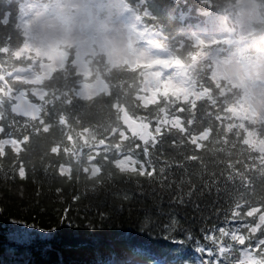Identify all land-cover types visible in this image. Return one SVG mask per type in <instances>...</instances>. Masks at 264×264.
I'll use <instances>...</instances> for the list:
<instances>
[{"label":"trees","instance_id":"1","mask_svg":"<svg viewBox=\"0 0 264 264\" xmlns=\"http://www.w3.org/2000/svg\"><path fill=\"white\" fill-rule=\"evenodd\" d=\"M132 3L176 48L168 63L214 21L227 30L204 0ZM12 7L0 0V45ZM193 48L180 88L145 64L33 82L30 59L0 51V264L264 263V117L225 104Z\"/></svg>","mask_w":264,"mask_h":264},{"label":"clouds","instance_id":"2","mask_svg":"<svg viewBox=\"0 0 264 264\" xmlns=\"http://www.w3.org/2000/svg\"><path fill=\"white\" fill-rule=\"evenodd\" d=\"M216 8L227 26L219 37L199 36L177 45L185 65L193 63L196 38L205 43L195 63L226 92L225 104L243 102L264 117V0H204ZM5 22L16 33L0 51L6 59L26 58L35 78L50 75L55 65L65 73L90 75L99 69L121 70L176 48L150 39L141 12L132 0H11Z\"/></svg>","mask_w":264,"mask_h":264},{"label":"rangeland","instance_id":"3","mask_svg":"<svg viewBox=\"0 0 264 264\" xmlns=\"http://www.w3.org/2000/svg\"><path fill=\"white\" fill-rule=\"evenodd\" d=\"M214 22H215V23H214V27H213V29H212V35H211V34L206 35V34H203V33H201V32H196V33H195V37H196V36H199V37L204 38V39H208V38H211V37H213V36H215V37H219V33H218V31H219V25L216 23V21H214ZM160 60H162V62H166L167 60H169V58H167V57H166L165 55H163V54H159V55L153 57V58L150 59V60H143V59H141V60H138V61L135 62V63H129V65H131V66H136V65H140V64L152 65V64H157ZM160 63H161V62H160ZM53 68H56V66L53 65V66L50 68L49 71H51V69H53ZM183 73H184L183 71H180V72L177 74L178 76H177L176 79H172V80L167 81V83H168V85H169L170 88H180V87H182V84H183V82H184V80L182 79V78H183ZM158 75H159V70L156 69V70L153 72V74L151 75V77H156V78H158ZM41 77H47V76H43V75H42ZM26 78H27V80H29V81H33V82H35V81H37V80L39 79V78H35V77H33V75H28V76H26ZM151 86H152L151 81H149V83H148V85H147V88L150 89ZM95 93H96V90H93V89H91V88H86L82 94H83V96H85V97H91V96H93ZM261 263H262V262H261Z\"/></svg>","mask_w":264,"mask_h":264},{"label":"water","instance_id":"4","mask_svg":"<svg viewBox=\"0 0 264 264\" xmlns=\"http://www.w3.org/2000/svg\"><path fill=\"white\" fill-rule=\"evenodd\" d=\"M178 63H182V61L180 59L177 60ZM20 107H24L28 110H37V107L34 106L32 103H29L28 101L26 100H20L19 104H18Z\"/></svg>","mask_w":264,"mask_h":264},{"label":"snow or ice","instance_id":"5","mask_svg":"<svg viewBox=\"0 0 264 264\" xmlns=\"http://www.w3.org/2000/svg\"><path fill=\"white\" fill-rule=\"evenodd\" d=\"M205 42L204 41H202V40H200L199 38H196V40H195V44H200V45H202V44H204Z\"/></svg>","mask_w":264,"mask_h":264},{"label":"bare ground","instance_id":"6","mask_svg":"<svg viewBox=\"0 0 264 264\" xmlns=\"http://www.w3.org/2000/svg\"><path fill=\"white\" fill-rule=\"evenodd\" d=\"M205 24V23H204Z\"/></svg>","mask_w":264,"mask_h":264}]
</instances>
